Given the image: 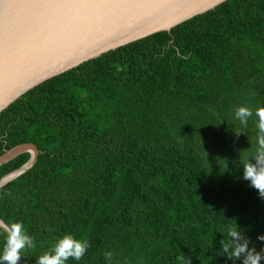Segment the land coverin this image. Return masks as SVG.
Segmentation results:
<instances>
[{
	"label": "trees",
	"instance_id": "obj_1",
	"mask_svg": "<svg viewBox=\"0 0 264 264\" xmlns=\"http://www.w3.org/2000/svg\"><path fill=\"white\" fill-rule=\"evenodd\" d=\"M260 104L264 0H229L28 91L0 114V156L40 150L0 188V219L36 242L19 264L65 233L90 244L69 264H107V251L114 264H226L216 253L236 225L264 247V200L239 165L256 146L255 118L233 120ZM30 158L1 165L0 179Z\"/></svg>",
	"mask_w": 264,
	"mask_h": 264
},
{
	"label": "water",
	"instance_id": "obj_2",
	"mask_svg": "<svg viewBox=\"0 0 264 264\" xmlns=\"http://www.w3.org/2000/svg\"><path fill=\"white\" fill-rule=\"evenodd\" d=\"M227 1L0 0V114L28 91L86 61L171 32ZM25 152L30 160L0 179V188L32 168L40 150L24 143L0 156L1 166Z\"/></svg>",
	"mask_w": 264,
	"mask_h": 264
},
{
	"label": "clouds",
	"instance_id": "obj_3",
	"mask_svg": "<svg viewBox=\"0 0 264 264\" xmlns=\"http://www.w3.org/2000/svg\"><path fill=\"white\" fill-rule=\"evenodd\" d=\"M255 118L257 130L256 146L245 158L240 154L239 165L243 168V179L249 187L258 191V198L264 200V104L257 105L253 110L248 105L234 109L233 120L238 121L243 128L248 127L249 120ZM237 133H244L243 131ZM252 147V146H251ZM0 235L4 236L0 248V264H19L24 258L23 253L36 247L35 239L28 233L23 222L0 221ZM217 256H224L231 264H264V247L257 250L252 240L246 236L245 230L236 225L227 227L222 234ZM256 239L264 245V234ZM90 244L87 240L79 239L71 233H65L37 258L36 264H69V261H81L88 252ZM107 264H114V253H104ZM191 264V260L187 261Z\"/></svg>",
	"mask_w": 264,
	"mask_h": 264
}]
</instances>
